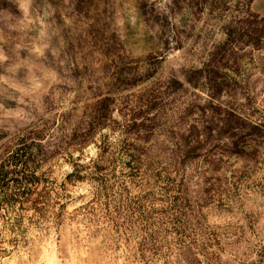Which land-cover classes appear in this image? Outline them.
<instances>
[{
    "label": "rangeland",
    "instance_id": "374dc122",
    "mask_svg": "<svg viewBox=\"0 0 264 264\" xmlns=\"http://www.w3.org/2000/svg\"><path fill=\"white\" fill-rule=\"evenodd\" d=\"M17 150L0 264H264V0H0Z\"/></svg>",
    "mask_w": 264,
    "mask_h": 264
},
{
    "label": "trees",
    "instance_id": "16d2710c",
    "mask_svg": "<svg viewBox=\"0 0 264 264\" xmlns=\"http://www.w3.org/2000/svg\"><path fill=\"white\" fill-rule=\"evenodd\" d=\"M19 150L15 152V154L8 155L6 158L1 159L0 162V182H3L9 173L14 172L18 178L15 179L16 185H18V188H23L24 190L29 191L30 188L37 183L38 177L34 175V170L30 166V159L24 158V154H19ZM9 167H13L12 171H10ZM28 168H31L29 177L32 179L28 180L26 175L23 173L28 170ZM1 184V183H0ZM31 186V187H30ZM20 197L24 198L23 200H27L24 195ZM7 200V199H6ZM12 200L14 201L15 199H9V201ZM18 200V199H17ZM15 200V201H17ZM5 201V199H4ZM21 200H18V202ZM23 202V201H21ZM153 235H149V239ZM153 246V245H152ZM155 252L159 251L158 248H154ZM202 255L204 256V263L205 264H217V255L213 252H206V247H201ZM199 253V251H198ZM195 254L196 252L192 251V248H184L181 253H179V264H201V261H198L195 259ZM262 258L264 259V256L262 255Z\"/></svg>",
    "mask_w": 264,
    "mask_h": 264
}]
</instances>
